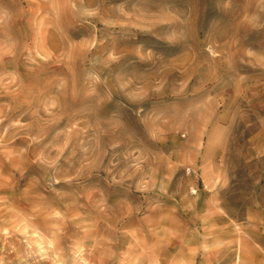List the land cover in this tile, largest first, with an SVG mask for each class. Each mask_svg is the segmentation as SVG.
Returning <instances> with one entry per match:
<instances>
[{"label": "rangeland", "instance_id": "1", "mask_svg": "<svg viewBox=\"0 0 264 264\" xmlns=\"http://www.w3.org/2000/svg\"><path fill=\"white\" fill-rule=\"evenodd\" d=\"M0 264H264V0H0Z\"/></svg>", "mask_w": 264, "mask_h": 264}, {"label": "crops", "instance_id": "2", "mask_svg": "<svg viewBox=\"0 0 264 264\" xmlns=\"http://www.w3.org/2000/svg\"><path fill=\"white\" fill-rule=\"evenodd\" d=\"M259 258V257H258Z\"/></svg>", "mask_w": 264, "mask_h": 264}]
</instances>
